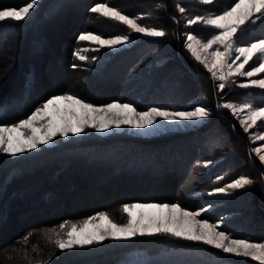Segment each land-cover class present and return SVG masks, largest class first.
Masks as SVG:
<instances>
[{"label":"trees","instance_id":"16d2710c","mask_svg":"<svg viewBox=\"0 0 264 264\" xmlns=\"http://www.w3.org/2000/svg\"><path fill=\"white\" fill-rule=\"evenodd\" d=\"M28 2L0 0V9L18 8ZM97 2L101 0H38L24 20L0 22V38H8L12 46L0 54V125L30 115L40 103L57 94H71L96 105L118 101L132 104L137 110L160 107L180 111L190 110L193 98L201 96L213 119L182 133L181 144L188 150L185 166L193 179L208 182L210 177L200 173V162L221 159L224 151L233 148L238 154L233 164L240 163L255 182L249 190L230 195L229 200L239 206L248 204L258 216H264V169L252 155L245 132L232 113L218 107L226 90H220L209 71L189 58L184 49L177 6L189 7L190 0H106L129 16L154 18L159 23L153 25L167 34L139 37L134 45L115 52L99 48L91 55L88 51V59L81 61L73 55L82 46L77 39L81 32L102 37L130 36L124 24L89 11ZM231 3L233 0H214L193 8L220 13ZM262 35L264 18L237 37L245 44ZM51 60L82 79L71 84L60 80L51 84L46 73ZM176 71L189 83L183 85L176 76L172 80L178 83L177 88L172 87V82L170 85L174 92L161 94L165 80ZM109 76H115L117 82ZM96 79H105L108 91L113 88V92L95 89ZM214 128L222 130L226 139L221 143H199ZM171 135L174 134L145 137L125 131L106 135L86 132L15 157L0 152V264H195L199 259L202 264H238L203 243L163 235L105 240L63 251L50 242V230L60 231L59 225L65 222L101 212L122 222V206L135 201L186 202L185 206L191 208L196 200L181 192L184 179L180 171L164 176L168 178L164 182L160 180L163 174L155 170V165L162 164L165 158L160 161L157 146L170 140ZM37 190L36 198L28 199ZM198 191L201 189L190 193ZM26 202L34 203V212L28 210ZM243 211L238 214L243 215Z\"/></svg>","mask_w":264,"mask_h":264},{"label":"snow or ice","instance_id":"6c2138e0","mask_svg":"<svg viewBox=\"0 0 264 264\" xmlns=\"http://www.w3.org/2000/svg\"><path fill=\"white\" fill-rule=\"evenodd\" d=\"M37 2L38 0H30L26 6L19 9H0V22L8 19L24 20ZM200 2L211 4L213 0H200ZM177 7L180 13L185 12V8ZM89 11L100 17L122 23L129 30L146 36L163 37L167 34L162 28L138 23L142 17H130L117 7L110 6L106 0L95 3ZM261 18H264V0H233V3L220 13L207 16L197 15L187 21L190 25L200 23L218 30L217 34L212 35L206 41L188 34L185 47L211 73L214 80L220 81L218 84L220 90H223L226 82L234 77L249 78L247 82L239 85L241 88L264 90V78H254L264 73V35L248 42L245 46H237L235 39L239 32H243L249 25H255L256 21ZM77 39L107 48H115L130 42L128 35L103 38L93 32H81ZM86 51L89 49H80L73 55L85 61L88 57L82 53ZM91 51H99V48H93ZM201 52L207 55L202 56ZM92 59L95 60L96 57ZM250 61L252 66L245 70V66L249 65ZM218 107L230 109L232 114L240 119V124L246 133L258 122H264V103L257 106L252 103L228 102ZM209 116L210 112L205 107L183 111L151 107L146 111H138L128 103L114 102L97 107L71 94L56 95L47 99L41 107H37L31 115L18 123L0 126V152L15 156L37 149L40 145H46L57 135L61 137H67L70 133L78 135L86 128H92L98 132H105L112 127L120 128L122 125L135 129H148L159 121L198 122ZM250 139L253 142L264 141V133H253ZM253 152L258 156L259 161L264 163V154H262L264 145L254 148ZM210 163L211 161L206 162L205 167ZM217 179H222V177H217ZM253 183L251 178L240 176L223 187L214 188L208 195L227 194L231 190L243 189ZM207 210L208 208H202L199 211H189L179 204L167 203L124 204L122 211L127 214L126 223H116L107 213H98L82 221L79 226L73 223L69 227L67 222L60 224V231L51 229L52 236L48 238L63 251L85 248L100 244L105 240L119 241L137 236L163 235L202 242L223 253L250 258L259 264H264V242L233 238L225 231H218L219 224L209 223L206 219H198ZM66 227L68 231L65 232ZM24 240L27 241L28 236H25Z\"/></svg>","mask_w":264,"mask_h":264},{"label":"rangeland","instance_id":"374dc122","mask_svg":"<svg viewBox=\"0 0 264 264\" xmlns=\"http://www.w3.org/2000/svg\"><path fill=\"white\" fill-rule=\"evenodd\" d=\"M185 1H188V0H185ZM190 2L192 3V5H190L189 7L183 6V8H185V12L180 13L181 27H183V31H184L183 32V37H184V45L183 46H184V49L186 50L188 57L193 59L195 62H198L192 56L191 52L187 49V47H185V44L188 42L186 40L187 35L192 34V35H195L196 37L200 38L201 40L206 41L212 35L217 34L218 30L211 28L209 26L200 24V23L190 25L187 23V21L189 19H193L197 15L207 16L209 14H216V12H208V13L202 12L201 7L199 8L201 11L194 9L193 7H195L196 5L197 6L198 5H201V6L204 5L203 3L200 2V0H190ZM187 3H189V2H187ZM21 7H23V6H21ZM19 8L20 7H18L17 9H19ZM4 9H7V8H4ZM141 16L142 15L140 14L137 16H130V17H141ZM138 23H140L142 25L158 28L155 25H158L157 23H159V22L157 20H154V18H148V17L144 16L142 19L138 20ZM153 24H155V25H153ZM126 28L128 31L127 33H130V36L134 35L136 37V38H131L129 36L130 42L127 44L120 45V46H117L115 48H107V47H100L97 44L90 43L87 41H82V46L79 48V50L80 49H89V52L91 55H92L91 49H93V48H103V49H108L112 52H115V51L121 50L123 48H128V47L134 45L135 43L138 42L137 39H139V37L155 38V37H150V36H146V35H143L140 33L133 32V31L129 30L127 26H126ZM184 28H185V30H184ZM111 37H114V36H111ZM111 37H103V38H111ZM156 38H159V37H156ZM235 39H236L237 46H245L249 42L248 41L244 44V42H240L242 38L240 39V41H239L238 37H236ZM11 49H12V46L8 42V38H0V54L7 53ZM85 53L88 54V51L83 52L82 54L86 55ZM201 55L204 56L207 54L201 52ZM167 59H170V57H168ZM209 59H211L210 56H209ZM237 63H239V61ZM251 66H252V62L250 61L249 65L245 66V70H248ZM46 70H47L46 71L47 75L50 77L49 79L51 81V84H54L55 81H59V80L62 81V83H64V84H66V83L71 84L75 79H79V80L82 79L80 77V75H74L73 76V75L68 74L65 70V67L62 66V64L61 65L57 64L55 62V60L54 61L51 60L50 62H48ZM174 73L175 74L167 77V79L165 80V84L163 85V88L160 89L161 94H165L166 92H169V91L174 92V88H171L170 85L172 82L174 85L172 87L177 88L178 83L175 82V80H174V82L172 80V79H177L176 76L179 77L178 78L179 81H183V85H185L186 83H189L187 78L184 77L183 75L179 74L178 71H176ZM254 78H264V73L260 74L258 77H254ZM108 79H113L114 81L117 82V79H115V76H109ZM248 79L249 78H247V77H234V78L230 79L228 82H226V86L224 88V91L226 90V92H224L225 97L223 96L224 101L222 104L228 103V102L236 103V104L252 103L253 105L258 106V105H261L262 103H264V90H261L259 88H241V87H239V85L241 83L247 82ZM98 80L96 79V82ZM216 81L218 84L220 83V81H218V80H216ZM96 82H95L96 86H93L95 89H99V91L105 90L104 93L106 92L109 94L113 92V88L110 90V92L108 91V89H110V88L107 87V85H106L107 82L105 79L98 81V83H96ZM118 83H119V81H118ZM95 89H93V90H95ZM64 94H67V93H64ZM64 94H57V95H64ZM53 96H56V95H53ZM51 97H49V98H51ZM46 100H44L42 103H40L39 106H37V107H41L46 102ZM205 101L206 100H203V98L201 96L193 98V105L190 107V110H193L195 107H205L208 110L207 106H205L206 105ZM114 102L115 103H121L118 101H113L110 103H114ZM107 104H109V103H107ZM93 105H95L97 107H101V106H104L106 104H101V105L93 104ZM148 109H150V108H148ZM228 110L231 112L230 109H228ZM138 111H146V110H138ZM25 118H27V116H25L22 119H25ZM234 118L237 120V122L241 126L240 119L237 116H234ZM22 119L12 121L11 123L2 124L0 126H9V125L18 123ZM212 119H213V117H212V114L210 113V116L208 118H206L202 121H198V122L183 121L180 123H169L166 121H159L155 126H153L152 128H148V129H135V128H132V127L127 126V125H122L120 128L112 127L111 129H109L105 132H98L95 129L86 128L83 133L95 132V133H98L100 135H106V134H109L112 132L125 131V132H129V133L131 132V133L139 134V135L145 136V137H149L152 135H155V136L164 135L167 133L174 134L173 136L172 135L170 136L171 137L170 140H168L167 142H164L162 144L160 143V145L157 146L160 149V151H159L160 155H161V156H159L160 161H161V157L162 158L165 157V158H164V160L162 159L163 160L162 164L157 163L155 165V170H156V172L163 174V176L160 180H162L164 182L166 180H168V178H165V177L170 176V174H172L174 172V170L180 171L179 174L181 175V178L184 179L183 183L180 185L181 192L182 193L184 192L185 194H187L186 196H189L190 198H192L196 201H195V204H193L191 206V208L188 206H185V204L187 205V203L185 201H184L185 202L184 205L181 203H167V204H179L182 208H185L186 210H189V211H199L202 208H208V210L206 212H203L202 215L200 217H198V219H206L209 223L219 224L220 227L217 230L218 231H225L226 233H229L233 238H245V239H248L252 242H264V216H258L257 211H254L253 208L250 207L248 204L245 206H242V205L239 206V205L232 204L231 200H229L230 195H233V193H240V192L244 191V189H246V188L249 190L250 186H252L254 183L250 186L243 188V189L231 190L227 194H219L218 193V194L208 195V193L211 192L214 188L223 187L225 184L231 183L234 179L239 178L240 176L249 177L255 182V179H254L255 177L251 173L247 174L246 172H244V170H242L240 168L241 167L240 163L236 164V165L233 164L232 159H234L235 156L238 157V154L235 153V150L233 148H230V149H228V151L223 152V153H225L224 154L225 159L223 157L221 159L218 158L215 160H210L211 163L207 167H205V163L209 162V161L200 162V165H202V167H203V169L201 170L200 173H201V175H204L205 178L210 177V180L208 182H203V181L193 179L191 170H189L185 166L187 164V161L185 160L184 156H186V154H188V152H187L188 150L185 146H182V144H181L184 141L183 139H180V138H183L182 133L187 132L191 129H194L201 124L210 123L212 121ZM37 126H39V125H37ZM242 129H243V127H242ZM243 131H244V129H243ZM26 132H27V130H26ZM83 133H80L78 135H81ZM253 133H264V122H258L255 127L249 129V131L247 133L245 132V136L248 140V146L252 152V155L261 164L262 168L264 169V163H261L259 161L256 153L253 152L254 148L259 147L261 145H264V141L256 140L255 142H253L250 139V136ZM28 134H30V133H28ZM70 136H74V135L71 133L67 137H61V136L57 135L56 137H54L53 141L49 142L46 145H51L57 139H66ZM225 139H226V136L224 135L223 131L219 130L217 128H214V130H212V132L208 133V135L206 137H204L203 140H200L199 143H201V144L202 143L203 144H205V143H217V142L221 143ZM46 145H40V146H46ZM153 147H155V146H153ZM177 147H178V149H177ZM34 150H36V149H34ZM34 150H31V151H34ZM152 151H154V149ZM26 152H30V151H26ZM163 152H166L165 156H163L164 155ZM4 154H6V153H4ZM262 154H264V153H262ZM6 155H8V154H6ZM18 155H20V154H18ZM18 155H15V156H18ZM8 156L15 157L12 155H8ZM171 156H173V157H171ZM215 166H217V167H215ZM217 177H222V179L218 180ZM192 189H198V190L201 189V191H198L195 193H190V191ZM37 192H38V190L32 194H29V192H28L27 194L30 195V198H28V199H32V200L35 199L37 196L36 195ZM132 203H166V202L135 201V202H131L128 204H132ZM25 204L28 207V210H30L31 212H34V210H33V209H35L34 208L35 206L33 205L34 203L26 202ZM190 204H192V203L190 202ZM227 205H229V206H227ZM209 206H211V207H209ZM243 209H244V211H243L244 214L243 215L238 214L239 211L243 210ZM101 213H104V212H101ZM95 215H97V214H95ZM95 215H93V216H95ZM122 215L124 216L123 217L124 220L122 222H116V223L122 224V223L127 222V219H128L127 214L123 212ZM88 218H85V219H88ZM85 219L80 220V221H74V222L67 223V224L69 227L73 223H75L79 226L82 223V221H84ZM64 231L65 232L68 231V228L66 227L64 229ZM61 235H63V233H61ZM188 242H197V241H188ZM199 243H202V242H199ZM207 246L212 247L210 245H207ZM215 250H218L220 253L231 257L233 260H236L238 262V264H259V262L254 261L250 258L237 257L235 255L223 253L219 249H215ZM167 258H165V259H167ZM174 258H176V257H174ZM202 262L203 261H201L199 259V260H196L194 263L195 264H199V263L202 264Z\"/></svg>","mask_w":264,"mask_h":264}]
</instances>
